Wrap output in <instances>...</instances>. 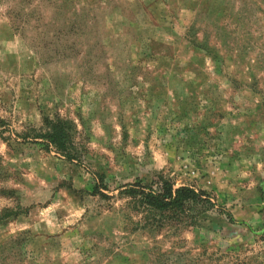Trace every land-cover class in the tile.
Listing matches in <instances>:
<instances>
[{"label": "rangeland", "instance_id": "374dc122", "mask_svg": "<svg viewBox=\"0 0 264 264\" xmlns=\"http://www.w3.org/2000/svg\"><path fill=\"white\" fill-rule=\"evenodd\" d=\"M54 116L77 161L22 140ZM155 174L215 208L138 229L117 191ZM0 264H264V0H0Z\"/></svg>", "mask_w": 264, "mask_h": 264}, {"label": "trees", "instance_id": "16d2710c", "mask_svg": "<svg viewBox=\"0 0 264 264\" xmlns=\"http://www.w3.org/2000/svg\"><path fill=\"white\" fill-rule=\"evenodd\" d=\"M94 3L99 8L102 7L99 1ZM93 9L92 6L78 4L71 9L57 5L56 14L60 16L67 14L70 18L68 20L60 18L61 24L56 27V35L65 36L67 33H72L82 36L86 31H91L89 22L98 19L91 13L94 12ZM57 20L58 18H53V23ZM76 135L77 130L73 122L54 116L46 120L45 131L24 133L22 140L39 139L38 142H41L45 149L55 150L67 161H77L81 153L74 143ZM96 175L99 181L93 186L91 195L106 196L101 191V189L108 190L107 185L101 183L104 176L97 173ZM117 196L125 200L127 211L123 212L124 220L135 221L134 225L138 226V229H160L167 225L194 226L199 219L215 208L212 199L204 191L188 185L174 187L172 181L162 174H155L147 179L137 178L133 182L125 183L119 186ZM223 214L226 215L224 212ZM228 217L230 220L229 215Z\"/></svg>", "mask_w": 264, "mask_h": 264}]
</instances>
